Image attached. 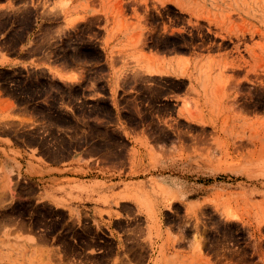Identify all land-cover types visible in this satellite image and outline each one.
Listing matches in <instances>:
<instances>
[{
	"label": "rangeland",
	"instance_id": "374dc122",
	"mask_svg": "<svg viewBox=\"0 0 264 264\" xmlns=\"http://www.w3.org/2000/svg\"><path fill=\"white\" fill-rule=\"evenodd\" d=\"M31 1L46 4L41 14L33 8L0 13L1 45L15 54L37 13L59 29L64 20L85 16L61 39L41 35L36 52L86 67L87 79L77 85L46 71L0 70V92L15 101L0 108V134L37 145L50 160L69 155L85 137L95 140L97 153L121 166L115 177L148 178L112 184L123 190L98 199L139 206L142 216L128 217L110 231L88 216L79 223L77 213L64 208L79 200L70 189L76 180L57 186L54 194L38 195L34 182L14 173L19 164L13 152L1 146L0 264H264V0H82L78 5L71 0L66 8L65 0L51 8L46 3L51 0ZM105 30L113 40L128 37L113 57L132 56L138 64L144 47L193 52L196 87L191 90L197 97L183 116L199 122L163 125L160 119L174 117L176 107L161 105L160 96L183 91L185 83L138 75L130 82L132 91L116 104L124 107L122 121L144 130L148 145L138 140L140 146L131 148L120 131L107 128L106 122H116L111 103L105 94H91V89L106 93V67H95L96 74L87 67L105 58L99 44ZM185 66L189 70L191 64ZM17 106L31 118L20 119ZM156 143L163 144L162 152ZM171 158L183 161L181 167L193 161V193H177L153 177ZM89 186L82 192L92 199L106 184Z\"/></svg>",
	"mask_w": 264,
	"mask_h": 264
},
{
	"label": "crops",
	"instance_id": "0c3cea01",
	"mask_svg": "<svg viewBox=\"0 0 264 264\" xmlns=\"http://www.w3.org/2000/svg\"><path fill=\"white\" fill-rule=\"evenodd\" d=\"M63 0H51L46 3L49 4V8L58 7L62 4ZM82 0H73V4L77 5ZM71 0H65V8L69 5ZM46 5L43 1L32 2L31 0H25L23 2H16L14 0H0V13L21 11L29 8L39 9L40 14L43 12V6ZM64 8V7H63ZM36 17L33 28L27 31L24 35V40L17 47L15 54H11L4 49L1 45L3 39V33L0 31V70H30V71H46L51 75L62 77L65 82L73 84H83L86 82L87 74L86 67L79 66H68L62 63H58L52 59L45 52H36V46L38 45V38L41 35H47L48 41H55L66 36L78 23L83 22L87 19L83 17L70 18L64 20L63 28L59 29L54 25L53 20H47L42 15ZM93 14L90 13L89 17ZM44 27H49L50 31L44 33ZM128 42L127 36H120L118 39L113 40L108 30H105L104 36L99 40L100 47H102L105 58L100 64L91 63L87 67L90 68L89 73L96 74L95 67L102 65L106 67L105 82H106V93H98L91 89V94H105L104 97L109 100L112 106V113L116 119L112 122H106L105 126L111 129H117L121 132L123 137L128 140L131 148H138L140 145L137 143L141 140L143 144L148 145V140L145 139V132L143 129H136L127 125L122 121L121 116L124 111V107L117 105L116 101L121 100L126 94L131 92L132 85L130 84L132 78L140 75L147 79H172L185 83V89L181 92L165 93L160 96L161 105L165 103H171L176 107L174 117H162L161 123L165 125V122L173 120H186L191 122H199L194 118H186L183 113L190 107V100L196 98V94L191 90V87H196L195 81L191 79V72H193L192 65L197 61L193 52L178 53V52H157L143 48L141 63L138 64L133 61L132 56L122 58L113 57L115 48L121 47ZM186 64H191L189 70H187ZM143 68L145 72L138 70ZM96 76V75H95ZM58 78V77H57ZM93 78V77H92ZM59 79V78H58ZM202 95V94H200ZM92 96H89V99ZM8 101L15 102L14 99L7 95L1 94L0 92V108L7 106ZM14 113L20 115V119L28 120L31 118L29 111L22 107H16ZM13 122H20V120L13 119ZM37 123L35 126L37 127ZM28 129H35L36 127L30 124H25ZM0 147H4L7 151L13 152L16 156L15 161L18 162L17 171L14 172L34 182L39 188L38 195L47 196L54 194V189L57 186H65L70 180H76L78 184L71 186V191L77 190V198L79 200L71 201L68 206L64 208L68 210L72 209L77 213V222L81 223L85 221L84 218L88 216L90 221L93 223L98 222L99 224L107 227L110 231H115L114 227L118 222L127 220L128 217L137 219L142 216L139 212V206L135 201L131 200H119L110 203H101L98 201L100 197L109 198L115 193H119L123 190V187H114L112 184H119L120 181H145L147 176L132 177L129 179L125 177H115L121 166H116L114 162L107 156H102L97 153L92 146L95 140L86 139L85 137L77 139V149H74L69 155L63 156L58 159L50 160L41 153L37 145H25L16 142L13 138L8 135L0 134ZM11 140L12 144L8 146L7 142L2 140ZM162 143L154 144V148L157 152H162ZM171 149L167 146L165 153ZM183 161H177L174 159L165 160L167 169H162L153 173V177L164 187L170 188L177 193H193V186L191 183L194 179V175L191 174L194 169L193 161L191 160L187 166L181 167L180 164ZM173 164H177L174 165ZM190 166V167H189ZM164 170V172H162ZM169 171V172H166ZM204 174V173H203ZM99 182L106 184L105 187L97 189V194L89 199V195L83 193L89 191L92 183ZM93 186V185H92ZM97 186V185H95ZM56 194V193H55ZM76 195V193H74ZM58 199H67L65 194H56ZM38 196H35L37 201ZM43 201L50 202V198L45 197ZM135 203L131 206L129 203ZM140 204V203H138ZM103 212H110L111 216L104 214ZM119 215H115L114 213Z\"/></svg>",
	"mask_w": 264,
	"mask_h": 264
},
{
	"label": "bare ground",
	"instance_id": "6f19581e",
	"mask_svg": "<svg viewBox=\"0 0 264 264\" xmlns=\"http://www.w3.org/2000/svg\"><path fill=\"white\" fill-rule=\"evenodd\" d=\"M261 243L264 244V241H263V240H262V241L260 240V244H261Z\"/></svg>",
	"mask_w": 264,
	"mask_h": 264
}]
</instances>
